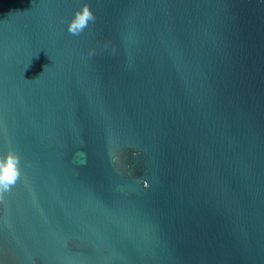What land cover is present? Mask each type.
Masks as SVG:
<instances>
[{"label":"water","instance_id":"1","mask_svg":"<svg viewBox=\"0 0 264 264\" xmlns=\"http://www.w3.org/2000/svg\"><path fill=\"white\" fill-rule=\"evenodd\" d=\"M10 147L0 264H264V0H0Z\"/></svg>","mask_w":264,"mask_h":264},{"label":"clouds","instance_id":"2","mask_svg":"<svg viewBox=\"0 0 264 264\" xmlns=\"http://www.w3.org/2000/svg\"><path fill=\"white\" fill-rule=\"evenodd\" d=\"M96 17L87 4H84L80 10L75 11L74 17L68 22L67 31L73 36H80L86 28H89L91 22L95 24ZM91 30V29H89ZM110 43V42H109ZM109 43H105L107 48ZM95 49L88 53L89 57L95 54ZM115 54V48L112 49ZM21 159L17 151L9 148L3 156H0V202L4 201L5 194L9 193L21 177ZM145 187L147 184L145 183Z\"/></svg>","mask_w":264,"mask_h":264}]
</instances>
